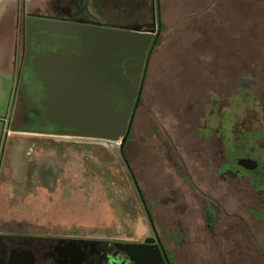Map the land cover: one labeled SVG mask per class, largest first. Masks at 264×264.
I'll list each match as a JSON object with an SVG mask.
<instances>
[{"label":"rangeland","instance_id":"obj_1","mask_svg":"<svg viewBox=\"0 0 264 264\" xmlns=\"http://www.w3.org/2000/svg\"><path fill=\"white\" fill-rule=\"evenodd\" d=\"M91 2L89 19L133 25L138 9L139 23L150 21L151 0ZM115 4L117 10H107ZM159 4L160 42L150 60L144 104L132 116L122 148L136 184L120 143L107 146L11 128L12 111L21 108L20 55L14 88L0 95V237L39 231L139 240L151 231L149 213L174 264H220L223 246L242 255L239 264H264V223L257 220L264 216V185L249 187L242 173L234 189L226 181L219 189L214 152L198 146L200 137L222 121L229 134L236 125L251 144L256 145L249 136L257 138L256 154L264 148V0ZM34 5L25 8L26 16L49 15L64 6L55 0ZM119 6L128 12L115 19ZM31 129L50 130L39 123ZM206 204L212 230L206 226ZM217 219L238 224L235 248Z\"/></svg>","mask_w":264,"mask_h":264},{"label":"water","instance_id":"obj_2","mask_svg":"<svg viewBox=\"0 0 264 264\" xmlns=\"http://www.w3.org/2000/svg\"><path fill=\"white\" fill-rule=\"evenodd\" d=\"M25 27L19 92L25 103L40 111L38 123L50 128L29 133L107 146L120 143L122 150L154 31L80 25L74 33L67 25L46 19L32 23L27 19ZM154 242L146 239L144 244ZM125 248L135 254L143 247ZM149 256L143 252L139 264H154Z\"/></svg>","mask_w":264,"mask_h":264},{"label":"flooded vegetation","instance_id":"obj_3","mask_svg":"<svg viewBox=\"0 0 264 264\" xmlns=\"http://www.w3.org/2000/svg\"><path fill=\"white\" fill-rule=\"evenodd\" d=\"M55 1L64 4V6L55 7L54 12H51L49 15L46 14L45 16L39 14L27 15L22 20V26L19 27L20 24H18L17 28L19 29L18 33L22 46L25 42V21L27 19H29L30 23L37 19L60 22L67 25L68 29L74 33L76 31V26L80 25L96 26L121 31L140 30V32L143 33L154 31L150 46L146 52L142 79L139 85L137 99L131 113V119L133 116L134 120L138 109L144 104L145 86L150 60L161 38L162 25L160 24L159 0H151V17L149 22L139 23V16L137 14L138 9H136V15L135 11L133 13L135 16V22L133 25H130L131 22L128 24L117 23L114 25H108V23L103 21L89 19L93 16L86 13V6L89 5L91 0ZM96 4H98V1ZM115 7H117L116 4L109 6L107 10L111 9V11L114 12V10L118 9V7ZM126 9L127 8L122 7L119 8L120 14L114 15V18H122L128 12ZM113 12L112 14H114ZM73 41L74 40H72L71 43H73ZM20 60V65L16 72V81L18 86L17 96L20 102L21 112L17 109L18 107H16L15 111H12L9 124L14 131L17 130L29 133L32 132L30 130L31 127L35 123H38L40 111L37 109L35 110L33 105L31 106L30 104L25 103V99L19 92V84H21L19 81L21 77L20 70L24 64L23 59L21 58ZM104 87L110 86L105 83ZM16 110L19 112L18 120L15 118L17 114ZM17 123L19 124L17 125ZM43 125H45V123ZM235 126H233V130L229 134L228 127L227 130L225 128L224 131L223 122L219 121V124L217 122L216 131H211V133L209 131V136L208 134L206 136H201L200 141H198V146L201 150L210 149L212 153L214 152L213 156L216 169L213 174H215L216 185L219 189H222L225 181L230 189H234V186H236L235 184L241 181L240 176L242 173L243 177L248 178L249 187L262 186L264 185V174L260 171H264V162H262L261 159L264 157V148L258 147V149H260L258 150L259 155L256 154L253 146H260L257 145L258 139L254 136H249V138L256 143V145L251 144L250 141H247L248 137H245L246 135L244 137L239 135V127ZM203 127L205 131L208 128L206 124L203 125ZM214 132L219 134V136H216L218 139L214 138ZM246 133L248 134L249 132ZM209 139L211 140V146L204 145L205 143H208ZM145 204L144 208L146 212H148L146 209L147 205ZM205 208L207 214L205 217L206 226L208 229L212 230L213 222L210 216L212 211L210 208L208 209L207 204L205 205ZM147 214L151 231L147 236L139 240L90 238L78 235H65L62 233L39 231L14 232L2 235L3 237H0V264H139L143 260V252L150 255L149 261L154 262V264H159L160 257L162 264H174V257L167 252L163 241L152 223V215L150 216L149 213ZM252 215L254 216L255 214L252 213ZM260 219H262L264 223V216L257 217V220ZM224 220L225 219H217L216 222L218 221V228L221 227L222 234L228 238V241L232 245L235 242V238L238 236V224L233 220L229 222L230 224H227L223 222ZM146 239L154 240L155 242L152 244H144ZM126 245H142L143 248L136 249V253L134 254L132 250L125 248ZM154 246L158 247L159 253H157ZM232 246L235 248L234 245ZM223 248L225 247L223 246ZM223 248L219 251L220 264H239L241 260L239 258L240 255H235V252H227ZM138 253H142V255H138Z\"/></svg>","mask_w":264,"mask_h":264},{"label":"crops","instance_id":"obj_4","mask_svg":"<svg viewBox=\"0 0 264 264\" xmlns=\"http://www.w3.org/2000/svg\"><path fill=\"white\" fill-rule=\"evenodd\" d=\"M39 1L43 0H0V95L14 88L16 65L23 47L17 26H22L25 8L35 9L34 3Z\"/></svg>","mask_w":264,"mask_h":264},{"label":"trees","instance_id":"obj_5","mask_svg":"<svg viewBox=\"0 0 264 264\" xmlns=\"http://www.w3.org/2000/svg\"><path fill=\"white\" fill-rule=\"evenodd\" d=\"M120 155H121V158H122V160H123V162H124V164H125V166H126L128 172H129V174H130V176H131V178H132L133 183L136 184V183H135V177H134L133 171H132V169L130 168L129 163H128V160H127V158H126V156H125V154H124V149L120 150ZM138 190H140V189H138ZM139 194H140V193H139ZM145 205H147V203H146Z\"/></svg>","mask_w":264,"mask_h":264}]
</instances>
